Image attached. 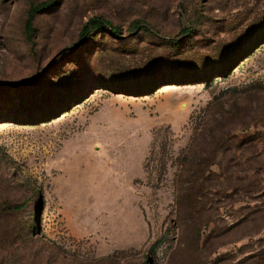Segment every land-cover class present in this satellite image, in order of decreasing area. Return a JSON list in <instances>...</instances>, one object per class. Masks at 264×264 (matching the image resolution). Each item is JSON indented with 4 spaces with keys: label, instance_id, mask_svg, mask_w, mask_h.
<instances>
[{
    "label": "rangeland",
    "instance_id": "374dc122",
    "mask_svg": "<svg viewBox=\"0 0 264 264\" xmlns=\"http://www.w3.org/2000/svg\"><path fill=\"white\" fill-rule=\"evenodd\" d=\"M0 264H264V0H0Z\"/></svg>",
    "mask_w": 264,
    "mask_h": 264
},
{
    "label": "trees",
    "instance_id": "16d2710c",
    "mask_svg": "<svg viewBox=\"0 0 264 264\" xmlns=\"http://www.w3.org/2000/svg\"><path fill=\"white\" fill-rule=\"evenodd\" d=\"M52 4L51 1H46V2H41L39 4L36 5H32L29 9V14H28V18L26 21V25H27V29H31L32 27V23H33V19L35 14L40 11L43 10L47 7H49ZM94 27H109L112 31V33L118 35L120 32V28L118 26H114L112 24V22L102 18V17H95L90 19L83 27L81 35L82 36H86L89 34V32L92 30V28Z\"/></svg>",
    "mask_w": 264,
    "mask_h": 264
}]
</instances>
